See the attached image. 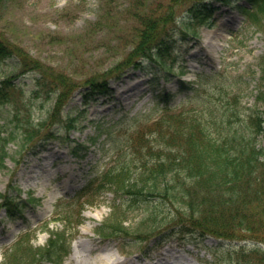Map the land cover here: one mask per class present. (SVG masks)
Masks as SVG:
<instances>
[{"label": "rangeland", "instance_id": "obj_1", "mask_svg": "<svg viewBox=\"0 0 264 264\" xmlns=\"http://www.w3.org/2000/svg\"><path fill=\"white\" fill-rule=\"evenodd\" d=\"M201 2L214 7L209 24L189 21ZM236 4L246 2L0 0V37L72 80L67 98L58 102L56 96L49 95L50 99L41 101L30 92L38 73H23L12 58L0 61V80L11 76L25 90V101L33 103L35 131L22 149L10 145L15 162L8 159L7 167L0 170V194L21 199L31 192L37 197L26 200L16 216L6 214L4 197L0 198V264L11 263V249L28 229L34 230L28 236L34 238L37 251L48 246L52 234L70 242L69 252L58 257V262L36 254L32 264L76 263L72 256L82 241L112 249L122 264H208L213 254L205 246L227 245L214 238L165 235L164 230L140 239L143 234L138 224L146 215L143 206L127 204L129 209L123 203L126 197L109 189L92 198V204L79 201L78 215L71 222H47L55 217L65 219L59 204L64 200L73 203L89 179L131 152L129 138L143 136L155 141L154 133L146 130L147 118H155L165 107L179 108L187 102L189 108L196 104L204 107L200 100H192L193 90L188 86L199 75L226 82L237 95L232 100L243 117L254 108L264 111V103L257 99L264 34L247 21ZM137 9L158 19L152 37L143 44ZM164 44L167 48L159 50ZM141 50L142 55L138 54ZM159 54L166 67L160 68ZM92 82L106 83V89H93L96 85ZM207 90L202 96L219 98L212 89ZM165 92L169 95H162ZM71 118L74 123L68 129ZM259 139L264 146V132ZM111 214L125 218L123 224L130 233L98 234L97 226L115 222ZM78 220L82 221L79 226ZM37 229L47 230L36 234ZM219 250L223 258L226 251Z\"/></svg>", "mask_w": 264, "mask_h": 264}, {"label": "trees", "instance_id": "obj_2", "mask_svg": "<svg viewBox=\"0 0 264 264\" xmlns=\"http://www.w3.org/2000/svg\"><path fill=\"white\" fill-rule=\"evenodd\" d=\"M244 1L246 4H236L237 9L264 34V0ZM212 11L202 2L192 10L189 21L208 23ZM135 13L142 27L143 44L152 37L158 19L140 9ZM166 48L164 44L159 50ZM8 58L23 73H38L30 90L33 98L45 101L49 95H55L59 102L71 90L72 80L65 74L44 67L39 60L0 37V61ZM161 58L160 55L159 62ZM260 69L257 99L264 103V55ZM213 77L200 76L198 86L189 85L193 90L192 100H200L204 107L196 104L189 108L188 102L179 108L165 107L160 118L147 127L154 133L155 141L141 136L132 140L130 153L122 154L115 165L89 179L75 203L63 204L65 220L71 222L77 217L76 208L83 197L92 202V198L109 189L126 197L123 201L126 207L143 206L146 215L138 224L143 234L140 239L144 234L163 230L165 235L180 233L201 240L214 238L227 245L206 246L213 254L208 264H264V146L259 139L264 132V111L254 108L243 117L232 100L237 95L230 92L226 82H217ZM11 78L0 80V169L6 167L7 157H12L10 144L22 148L35 132L33 103L25 101V90ZM206 89H212L211 93L214 91L219 98L206 97ZM2 111L6 117H2ZM27 198L34 200V196ZM4 205L10 216L21 210L19 201L6 200ZM113 217L112 224L98 226L100 234L130 233L123 224L125 218ZM81 222L78 220L77 225ZM31 242L32 237H23L8 255L10 262L31 264L40 252L52 259L60 249L67 251L69 245L57 234L49 238L44 250L33 249ZM220 248L226 251L223 258Z\"/></svg>", "mask_w": 264, "mask_h": 264}, {"label": "bare ground", "instance_id": "obj_3", "mask_svg": "<svg viewBox=\"0 0 264 264\" xmlns=\"http://www.w3.org/2000/svg\"><path fill=\"white\" fill-rule=\"evenodd\" d=\"M72 258L76 261L73 264H122V260L112 249L83 241L75 247ZM64 264L71 263L67 261ZM131 264L137 263L132 262Z\"/></svg>", "mask_w": 264, "mask_h": 264}]
</instances>
